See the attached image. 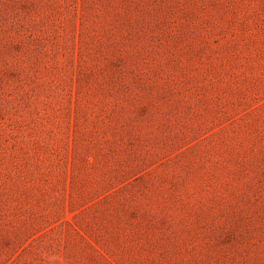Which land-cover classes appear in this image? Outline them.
Masks as SVG:
<instances>
[{
	"label": "rangeland",
	"instance_id": "obj_1",
	"mask_svg": "<svg viewBox=\"0 0 264 264\" xmlns=\"http://www.w3.org/2000/svg\"><path fill=\"white\" fill-rule=\"evenodd\" d=\"M0 264H264V0H0Z\"/></svg>",
	"mask_w": 264,
	"mask_h": 264
}]
</instances>
